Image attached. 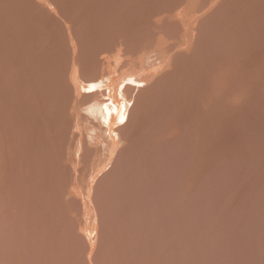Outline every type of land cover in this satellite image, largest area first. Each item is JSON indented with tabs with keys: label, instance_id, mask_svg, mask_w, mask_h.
<instances>
[{
	"label": "rangeland",
	"instance_id": "1",
	"mask_svg": "<svg viewBox=\"0 0 264 264\" xmlns=\"http://www.w3.org/2000/svg\"><path fill=\"white\" fill-rule=\"evenodd\" d=\"M0 264H264V0H0Z\"/></svg>",
	"mask_w": 264,
	"mask_h": 264
},
{
	"label": "bare ground",
	"instance_id": "2",
	"mask_svg": "<svg viewBox=\"0 0 264 264\" xmlns=\"http://www.w3.org/2000/svg\"><path fill=\"white\" fill-rule=\"evenodd\" d=\"M204 2H205V1H204ZM46 3H47V2H46ZM50 3H51V2H50ZM204 4H205V3H204ZM38 5H39V4H38ZM39 7H40V6H39ZM43 7H44V6H43ZM45 7H47V6H45ZM48 8H49V7H48ZM44 9H46V8H44ZM201 9H202V8H201ZM170 11H171V10H170ZM170 11H169V12H170ZM199 11H200V10H199ZM53 14H54V13H53ZM160 14H161V13H160ZM170 14H171V13H170ZM165 15H166V14H165ZM153 16H154V15H153ZM153 16H152V17H153ZM167 17H168V16H167ZM201 18H202V17H201ZM163 19H164V18H163ZM180 20H181V19H180ZM171 21H172V20H171ZM183 22H184V21H183ZM188 22H189V21H188ZM158 23H159V22H158ZM180 23H181V22H180ZM65 24H66V23H65ZM172 25H173V24H172ZM162 28H163V27H162ZM162 28H161V29H162ZM162 30H163V29H162ZM185 30H186V29H185ZM192 30H193V28H192ZM190 31H191V30H190ZM72 32H74V31H71V33H72ZM160 32H161V31H160ZM67 33H68V32H67ZM74 35H76V34H74ZM186 35H187V34H186ZM165 36H168V35H165ZM165 36H164V37H165ZM181 36H182V35H181ZM76 38H77V36H76ZM74 39H75V38H74ZM168 40H169V39H168ZM172 40H173V39H172ZM184 40H185V39H184ZM74 41H75V40H74ZM190 41H192V40H190ZM120 42H121V41H120ZM183 42H184V41H183ZM169 43H170V42H169ZM67 44H68V43H67ZM77 44H78V43H77ZM153 46H154V45H153ZM115 47H116V46H115ZM148 47H149V46H148ZM79 48H80V47H79ZM112 48H113V47H112ZM150 48H151V47H150ZM162 48H163V47H162ZM167 48H168V47H167ZM172 48H173V47H172ZM191 49H192V48H191ZM191 49H190V50H191ZM172 50H173V49H172ZM189 52H190V51H189ZM171 53H172V52H171ZM179 53H180V52H179ZM185 53H186V52H185ZM180 54H181V53H180ZM73 55H74V54H73ZM113 55H114V54H113ZM144 55H145V54H144ZM147 55H148V54H147ZM154 55H155V54H154ZM160 55H161V54H160ZM177 55H178V54H177ZM157 56H158V55H157ZM172 58H173V57H172ZM181 58H182V57H181ZM121 59H122V58H121ZM170 59H171V58H170ZM146 60H147V59H146ZM165 60H166V59H165ZM115 61H116V60H115ZM119 61H120V59H119ZM156 61H157V60H156ZM169 61H170V60H169ZM157 62H158V61H157ZM115 63H116V62H115ZM74 64H75V63H74ZM113 64H114V63H113ZM129 64H130V63H129ZM134 64H135V63H134ZM136 64H138V63H136ZM161 64H162V63H161ZM155 65H156V64H155ZM76 67H77V66H76ZM140 67H141V66H140ZM151 67H152V66H150V68H151ZM153 67H154V66H153ZM153 67H152V68H153ZM156 67H157V66H156ZM161 67H162V66H161ZM116 68H117V67H116ZM131 68H132V67H131ZM171 68H172V67H171ZM153 69H154V68H153ZM142 70H143V69H142ZM146 70H147V69H146ZM106 71H107V70H106ZM116 71H117V70H116ZM147 71H148V70H147ZM94 72H95V71H94ZM130 73H131V72H130ZM139 73H140V72H139ZM146 73H147V72H146ZM153 73H154V71H153ZM76 74H77V73H76ZM85 74H86V72H85ZM122 74H123V73H122ZM68 75H69V74H68ZM83 75H84V73H83ZM93 75H94V74H92V77H93ZM95 75H96V74H95ZM95 75H94V76H95ZM117 75H118V74H117ZM123 75H124V74H123ZM132 75H133V74H132ZM144 75H145V74H144ZM159 75H160V74H158V76H159ZM98 76H100V75H98ZM102 76H103V75H102ZM102 76H101V77H102ZM162 76H163V75H162ZM79 77H80V76H79ZM83 77H84V76H83ZM101 77H100V78H101ZM117 77H118V76H117ZM133 77H135V76H133ZM136 77H137V76H136ZM100 78H98V79H100ZM145 78H146V77H145ZM167 78H168V77H167ZM128 79H129V78H128ZM128 79H127V80H128ZM133 79H134V78H133ZM157 79H158V78H157ZM165 79H166V78H165ZM80 80H81V79H80ZM82 80H83V79H82ZM82 80H81V81H82ZM84 80H85V79H84ZM88 80H89V79H88ZM92 80H93V79H92ZM130 80H131V79H130ZM136 80H137V79H135V81H136ZM117 81H118V80H117ZM122 81H123V80H122ZM145 81H146V80H145ZM75 82H76V81H75ZM95 82H96V81H95ZM118 82H119V81H118ZM137 82H138V81H137ZM93 83H94V82H93ZM124 83H125V82H124ZM151 83H152V82H151ZM151 83H150V84H151ZM87 84H88V83H87ZM90 84H91V83H90ZM94 84H95V83H94ZM115 84H116V83H115ZM122 84H123V83H122ZM125 84H126V83H125ZM132 84H133V83H132ZM160 84H161V83H160ZM120 85H121V84H120ZM136 85H137V84H136ZM121 86L123 87V85H121ZM138 86H139V85H138ZM146 86H148V85H146ZM80 87H81V86H80ZM82 87H83V86H82ZM77 90H78V89H77ZM87 90H88V89H87ZM104 90H105V89H104ZM104 90H102V91H104ZM112 90H113V89H112ZM121 90H122V89H121ZM125 90H126V89H125ZM137 90H138V89H137ZM143 90H144V89H143ZM150 90H151V89H150ZM122 91H123V90H122ZM132 91H133V90H132ZM78 92H79V91H78ZM84 92H85V91H84ZM119 92H120V91H119ZM124 92H125V91H124ZM135 92H136V91H135ZM99 93H100V92H99ZM101 93H102V92H101ZM125 93H127V92H125ZM76 94H77V93H76ZM76 94H75V95H76ZM82 94H83V93H82ZM94 94H95V93H94ZM127 94H128V93H127ZM131 94H132V93H131ZM143 94H144V93H143ZM84 95H85V94H84ZM96 95H97V93H96ZM104 95H105V94H104ZM104 95H102V96H104ZM110 95H111V94H110ZM118 95H119V94H118ZM118 95H117V96H118ZM99 96H100V95H99ZM126 96H127V95H126ZM85 97H86V96H85ZM90 97H91V96H90ZM107 97H108V96H107ZM127 97H128V96H127ZM113 98H114V97H113ZM130 98H131V97H130ZM86 99H87V98H86ZM86 99H85V100H86ZM97 99H98V98H97ZM103 99H104V98H103ZM120 99H121V98H120ZM110 100H111V99H110ZM110 100H109V101H110ZM125 100L127 101V98H126ZM132 100H133V99H132ZM99 102H100V101H99ZM104 102H105V99H104ZM121 102H122V101H121ZM126 103H127V102H126ZM91 104H92V102H91ZM106 104H107V103H106ZM111 104H112V103H111ZM124 104H125V103H124ZM128 104H129V103H128ZM85 105H86V104H85ZM85 105H84V106H85ZM93 105H94V104H93ZM93 105H92V106H93ZM99 105H100V104H99ZM99 105H97V106H99ZM107 105H108V104H107ZM95 106H96V105H95ZM95 106H93V107H95ZM100 106H101V105H100ZM110 106H111V105H110ZM121 106H122V105H121ZM89 107H90V106H89ZM111 107H112V106H111ZM125 107H126V106H125ZM100 108H101V107H100ZM100 108H99V110H100ZM105 108H106V107H104V110H105ZM108 108H110V107H108ZM114 108H116V106H115ZM114 108L112 107V109H114ZM119 108H120V107H119ZM126 108H127V107H126ZM136 108H137V107H136ZM93 109L95 110V108H93ZM116 109H117V108H116ZM116 109H115V110H116ZM127 109H128V108H127ZM127 109H126V110H127ZM130 109H131V111H132V108H131V107H130ZM81 110L83 111L82 108H81ZM84 110H86V109H84ZM90 110H91V109H90ZM99 110H97V112H98ZM109 111H110V110H109ZM109 111H108V112H109ZM113 111H114V110H113ZM118 111H120V110H118ZM121 111H122V109H121ZM124 111H125V110H124ZM133 111H134V110H133ZM79 112H81V111H79ZM86 112H87V111H86ZM91 112H92V111H91ZM100 112H101V110H100ZM129 112H130V111H129ZM82 113H83V112H82ZM95 113H96V112H94V114H95ZM101 113H102V112H101ZM113 113H114V112H113ZM116 113H117V112H116ZM122 113H123V112H122ZM124 113H125V112H124ZM124 113H123V114H124ZM123 114H122V115H123ZM125 114H126V113H125ZM80 115H81V114H80ZM83 115H84V114H83ZM83 115H82V117H83ZM91 115H92V114H91ZM99 115H100V114H99ZM99 115H98V116H99ZM106 115H108V113H107ZM119 115H121V114L119 113ZM84 116H85V115H84ZM88 116H89V115H88ZM98 116H97L96 118H98ZM100 116H101V115H100ZM124 116H125V115H123V117H124ZM127 116H128V115H127ZM134 116H135V115H134ZM105 117H107V116H105ZM120 117H121V116H120ZM103 118H104V117H103ZM108 118H109V117H108ZM125 118H126V117H125ZM125 118H124V119H125ZM131 118H132V117H131ZM131 118H130V119H131ZM126 119H127V118H126ZM133 119H134V118H133ZM133 119H132V120H133ZM81 120H82V119H81ZM93 120H94V119H93ZM98 120H99V119H98ZM103 120H104V119H103ZM103 120H102V121H103ZM122 120H123V119H122ZM127 120H128V119H127ZM127 120H126V121H127ZM99 121H100V120H99ZM107 121H108V120H107ZM115 121H116V120H115ZM75 122H76V121H75ZM97 122H98V121H97ZM104 122H105V120H104ZM112 122H113V121H112ZM124 122H125V121H124ZM86 123H87V122H86ZM89 123H90V122H89ZM94 123H95V122H94ZM108 123H109V122H108ZM125 123H126V122H125ZM129 123H130V122H129ZM96 125H97V124H96ZM96 125H95V126H96ZM102 125H104V124H102ZM115 125H116V124H115ZM82 126H83V125H82ZM87 126H88V125H87ZM127 126H128V125H127ZM99 127H101V126H99ZM105 127H106V126H105ZM82 128H83V127H82ZM93 128H94V127H93ZM103 128H104V127H103ZM120 128H121V127H120ZM96 129H97V128H96ZM114 129H115V127H114ZM114 129H113V130H114ZM94 130H95V129H94ZM118 131H119V130H118ZM121 132H122V130H121ZM82 133H83V132H82ZM95 133H96V131H95ZM174 133H175V132H174ZM115 134H116V133H115ZM83 135H84V134H83ZM107 135H108V134H107ZM124 135H125V134H124ZM120 137H121V136H120ZM163 137H164V136H163ZM92 138H93V137H92ZM126 138H127V137H126ZM161 138H162V137H161ZM171 138H172V137H171ZM171 138H170V139H171ZM102 139H103V138H102ZM120 139H121V138H120ZM162 139H163V138H162ZM82 140H83V138H82ZM82 140H81V141H82ZM103 140H104V139H103ZM124 140H127V139H124ZM90 141H91V140H90ZM100 142H101V141H100ZM87 143H89V142H87ZM102 143H103V142H102ZM105 143H106V142H105ZM109 143H110V142H109ZM99 144H100V143H99ZM125 144H126V143H125ZM79 146H80V144H79ZM91 146H92V145H91ZM76 148H77V147H76ZM87 148H88V147H87ZM96 148H97V147H96ZM113 148H114V147H113ZM84 149H85V148H84ZM101 149H102V148H101ZM109 149H110V148H109ZM121 149H122V148H121ZM77 151H78V150H77ZM105 151H106V150H105ZM121 151H122V150H121ZM78 152H79V151H78ZM112 152H113V151H112ZM117 152H118V151H117ZM117 152H116V154H117ZM107 153H108V152H107ZM120 153H121V152H120ZM104 156H105V155H104ZM118 156H119V155H118ZM114 159H115V158H114ZM116 160H117V159H116ZM109 161H110V160H109ZM102 163H103V162H102ZM107 163H108V162H107ZM91 165H92V164H91ZM114 167H115V166H114ZM101 169H102V168H101ZM102 170H103V169H102ZM111 171H112V170H111ZM93 172H94V171H93ZM103 173H104V172H103ZM100 174H101V173H100ZM99 176H100V175H99ZM77 189H78V188H77ZM87 196H88V195H87ZM91 198H92V197H91ZM93 202H94V201H93ZM89 210H90V209H89ZM92 213H94V212H92ZM94 217H96V216H94Z\"/></svg>",
	"mask_w": 264,
	"mask_h": 264
}]
</instances>
